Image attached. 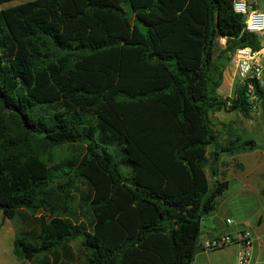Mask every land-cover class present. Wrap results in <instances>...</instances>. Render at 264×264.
Masks as SVG:
<instances>
[{
  "label": "trees",
  "instance_id": "16d2710c",
  "mask_svg": "<svg viewBox=\"0 0 264 264\" xmlns=\"http://www.w3.org/2000/svg\"><path fill=\"white\" fill-rule=\"evenodd\" d=\"M232 2L0 8V212L23 225L18 262L75 264L74 242L84 264H192L203 252L202 221L229 188L220 156L258 148L219 145L211 119L254 112L246 85L218 92L231 55L259 47Z\"/></svg>",
  "mask_w": 264,
  "mask_h": 264
},
{
  "label": "rangeland",
  "instance_id": "374dc122",
  "mask_svg": "<svg viewBox=\"0 0 264 264\" xmlns=\"http://www.w3.org/2000/svg\"><path fill=\"white\" fill-rule=\"evenodd\" d=\"M27 1L31 0L9 2L2 5L0 8L16 6ZM222 43L223 42L220 40V44ZM211 119L215 131L219 134V144H224L227 138L239 137L242 139L254 140L258 145V148L253 152H241L234 156H223L220 162L221 166L218 168V178L220 180H227L229 182V188L218 199V208L213 213V217L218 219L219 222H223L226 216H230L233 221L231 228L238 230L242 228L239 223L244 215L250 219L264 218V111L259 108L252 112L248 119L237 112L229 114L220 112L211 115ZM223 121H229V123H234V125L231 126L229 131L223 130L220 126V123ZM211 151L212 149H209V152ZM238 171H246L247 174H243L242 176V174L237 173ZM206 173L211 186L214 178L210 175L208 168H206ZM240 180L246 181L251 186L250 190L246 191L244 194L238 191ZM226 207H233L234 209L230 210V213H226ZM206 222V220L202 222V234L204 233L203 227L207 224ZM22 226L21 221L4 220L0 212V264H29L28 262H18L12 253L13 242L15 236L18 234L16 233V228ZM71 247L74 250L76 259L75 264H84L82 256L78 252V243H71ZM235 247L236 246H232V251L228 254L226 252L223 254L224 251L210 252L199 259H195V261L193 260L194 262H192V264H197L198 260H206L213 264H219L224 256H227L228 264H234L233 250L235 254L237 253V247Z\"/></svg>",
  "mask_w": 264,
  "mask_h": 264
},
{
  "label": "built area",
  "instance_id": "2783aa9c",
  "mask_svg": "<svg viewBox=\"0 0 264 264\" xmlns=\"http://www.w3.org/2000/svg\"><path fill=\"white\" fill-rule=\"evenodd\" d=\"M234 13L243 18V32L259 37V47L250 46L237 49L231 55V65L235 69L236 82L247 87L248 103L254 111L258 107L255 82L264 85V11L252 9L245 0H233ZM227 225L232 221L227 220ZM203 251L220 250L234 245L237 247V264H251L253 258L254 235L251 230L243 229L233 234H225L199 242Z\"/></svg>",
  "mask_w": 264,
  "mask_h": 264
},
{
  "label": "crops",
  "instance_id": "0c3cea01",
  "mask_svg": "<svg viewBox=\"0 0 264 264\" xmlns=\"http://www.w3.org/2000/svg\"><path fill=\"white\" fill-rule=\"evenodd\" d=\"M248 5L257 11H264V0H245ZM222 46H225V39H221ZM236 83V76H235V69L234 67L231 65V63H229L223 70V79H222V85L219 89V95L222 96L225 99H229L232 98L233 96V90H234V86ZM229 114V113H226ZM234 125V123H229V121H223L222 123H220V126L222 127L223 130H227L229 131L231 126ZM226 131V132H227ZM229 134V133H228ZM228 138L227 141L228 142ZM225 142V141H223ZM226 142L224 144H219V145H226ZM253 152V151H252ZM240 154V153H239ZM228 156L229 154L227 153H223L220 156V162L221 159L223 158V156ZM229 156H234V155H229ZM221 166V163H220ZM237 173L242 174H247L246 171H238ZM207 174V173H206ZM245 176V175H244ZM251 186L249 183H247L246 181L240 180L239 185H238V191L242 194H244L246 191L250 190ZM241 197V196H240ZM217 208H218V204H217ZM216 208V210H217ZM233 207H226L225 208V212L226 213H230V210H233ZM215 210V211H216ZM214 211V212H215ZM213 212V213H214ZM213 213L209 214L208 216H206L202 222H204L205 220L207 221L205 224V227H203V231L204 233L202 234V228H201V235L199 238V242L201 239H209L212 237H216V236H220V235H225V234H233L236 231L239 230H243V229H249L252 231L253 235H254V244H253V258H252V262L251 264H264V218H247L246 215H244V217H242L241 221H240V226L242 228L240 229H234L231 228V226L233 225V221L232 218H230V216H226L225 221L223 220V222H219L218 219L214 218ZM225 215V214H224ZM224 219V218H222ZM230 220L232 221V225H227L226 221ZM202 226V224H201ZM231 246L225 247L223 249L220 250H214V251H203L198 253L195 259H199L200 257H202L203 255H206L210 252H223V254L226 252L227 254L229 252L232 251ZM236 248V247H235ZM226 250V251H225ZM237 250V248H236ZM233 258H234V264H237V253L235 254V251L233 250ZM193 261V262H194ZM228 264L229 262H227V256H224L223 260L219 263V264ZM197 264H213L212 262L206 261V260H198Z\"/></svg>",
  "mask_w": 264,
  "mask_h": 264
}]
</instances>
